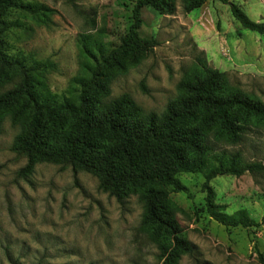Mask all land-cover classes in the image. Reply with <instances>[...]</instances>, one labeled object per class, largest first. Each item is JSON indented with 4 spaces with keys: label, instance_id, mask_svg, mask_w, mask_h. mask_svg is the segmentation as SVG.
I'll list each match as a JSON object with an SVG mask.
<instances>
[{
    "label": "rangeland",
    "instance_id": "1",
    "mask_svg": "<svg viewBox=\"0 0 264 264\" xmlns=\"http://www.w3.org/2000/svg\"><path fill=\"white\" fill-rule=\"evenodd\" d=\"M53 9L51 23L35 26L9 15L6 53L56 65L47 75L51 92L69 97L80 72V42L90 35L104 49L115 47L131 22L135 0H22ZM255 22H264V0H234ZM181 3L172 15L143 9L140 33L157 45L139 64L116 77L105 101L128 93L146 113L162 114L177 96V85L203 53L212 68L228 74L230 85L264 103V36L243 28L228 5L209 1L185 14ZM9 86L0 88V93ZM4 118L0 127V264H163L141 225L142 205L136 196L118 203L102 192L95 176L70 166L40 163L26 178V164L11 151L18 133ZM216 153L241 154L244 163L264 165V126H249L236 145L215 144ZM185 193H171L176 218L193 253L177 264H264V225L226 228L205 211L206 192L200 174H181ZM217 202L233 214L245 209L261 221L264 174L244 171L210 181Z\"/></svg>",
    "mask_w": 264,
    "mask_h": 264
},
{
    "label": "trees",
    "instance_id": "2",
    "mask_svg": "<svg viewBox=\"0 0 264 264\" xmlns=\"http://www.w3.org/2000/svg\"><path fill=\"white\" fill-rule=\"evenodd\" d=\"M209 1L228 5L239 24L264 36V22H255L234 0H135L131 22L117 46L104 49L90 35L80 42V73L71 81L73 92L60 97L47 87V75L56 65L49 58L35 60L6 53L9 15L29 19L35 26L51 23L48 6L0 0V127L4 118L18 126L11 151L26 164L17 175L29 176L36 164L70 166L74 172L95 176L99 189L118 203L136 196L142 205L141 225L163 264H177L193 248L176 218L171 193H185L181 174H202L204 207L226 228H260L245 209L233 214L216 200L210 181L218 176L264 174V165L244 163L241 154L216 153L215 144L236 145L249 126H264V103L230 85L226 72L212 68L202 52L177 85V96L162 114L146 113L128 94L105 101L117 76L136 66L158 44L143 37L141 12L172 15L181 3L185 14Z\"/></svg>",
    "mask_w": 264,
    "mask_h": 264
},
{
    "label": "crops",
    "instance_id": "3",
    "mask_svg": "<svg viewBox=\"0 0 264 264\" xmlns=\"http://www.w3.org/2000/svg\"><path fill=\"white\" fill-rule=\"evenodd\" d=\"M224 72V71H223Z\"/></svg>",
    "mask_w": 264,
    "mask_h": 264
}]
</instances>
